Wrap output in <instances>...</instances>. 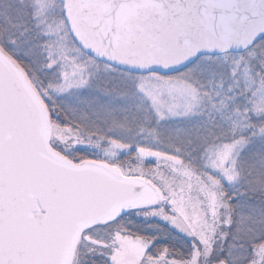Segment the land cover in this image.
Returning <instances> with one entry per match:
<instances>
[{"label": "snow or ice", "instance_id": "6c2138e0", "mask_svg": "<svg viewBox=\"0 0 264 264\" xmlns=\"http://www.w3.org/2000/svg\"><path fill=\"white\" fill-rule=\"evenodd\" d=\"M0 264H264V0H0Z\"/></svg>", "mask_w": 264, "mask_h": 264}]
</instances>
